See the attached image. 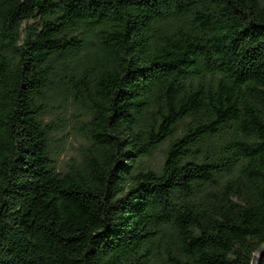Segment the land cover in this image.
<instances>
[{
    "label": "trees",
    "instance_id": "1",
    "mask_svg": "<svg viewBox=\"0 0 264 264\" xmlns=\"http://www.w3.org/2000/svg\"><path fill=\"white\" fill-rule=\"evenodd\" d=\"M263 247L264 0H0V264Z\"/></svg>",
    "mask_w": 264,
    "mask_h": 264
},
{
    "label": "rangeland",
    "instance_id": "2",
    "mask_svg": "<svg viewBox=\"0 0 264 264\" xmlns=\"http://www.w3.org/2000/svg\"><path fill=\"white\" fill-rule=\"evenodd\" d=\"M68 113V124L67 127L64 130V136H62L63 140V152L59 157V163L60 167H62L66 161H68L72 157L79 156L81 149L88 145V142L86 138L82 136L78 132V127L76 126V123L71 120V109H69ZM164 147V146H163ZM163 158V152L162 150H159L154 157L152 158V162L155 165H158ZM259 252H256V256L258 257Z\"/></svg>",
    "mask_w": 264,
    "mask_h": 264
},
{
    "label": "water",
    "instance_id": "3",
    "mask_svg": "<svg viewBox=\"0 0 264 264\" xmlns=\"http://www.w3.org/2000/svg\"><path fill=\"white\" fill-rule=\"evenodd\" d=\"M263 255H264V247L262 248L261 252L259 253L257 257L256 264H260V261Z\"/></svg>",
    "mask_w": 264,
    "mask_h": 264
}]
</instances>
